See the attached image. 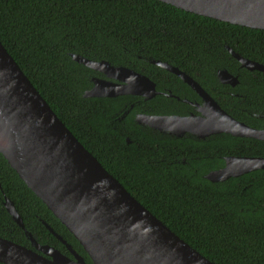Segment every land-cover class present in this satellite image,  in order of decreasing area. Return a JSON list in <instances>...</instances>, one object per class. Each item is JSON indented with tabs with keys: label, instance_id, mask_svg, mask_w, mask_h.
Instances as JSON below:
<instances>
[{
	"label": "trees",
	"instance_id": "16d2710c",
	"mask_svg": "<svg viewBox=\"0 0 264 264\" xmlns=\"http://www.w3.org/2000/svg\"><path fill=\"white\" fill-rule=\"evenodd\" d=\"M0 41L74 136L177 236L214 264H264V170L217 183L203 177L223 168L225 156L264 158V141L214 135L209 143L195 144L196 159L185 166L147 165L143 130L131 115L119 120L126 111L122 108L140 98L85 97L101 73L72 57L106 61L143 75L145 63L170 79L174 94H181L180 88L190 91L178 76L150 62L161 61L192 76L216 100L218 90L235 93L243 88L246 102L264 110V71L242 68L229 51L264 66V31L158 0H0ZM220 70L239 76L241 85L220 83ZM157 98L161 107L164 102L165 107L174 106L163 96ZM219 104L227 110L223 99ZM233 107L242 113L239 105ZM173 142H163L164 154L175 156ZM178 143L187 154L191 142ZM6 198L37 242L70 256L46 222L91 262L74 235L0 153V237L32 248L25 230L7 211Z\"/></svg>",
	"mask_w": 264,
	"mask_h": 264
},
{
	"label": "water",
	"instance_id": "95a60500",
	"mask_svg": "<svg viewBox=\"0 0 264 264\" xmlns=\"http://www.w3.org/2000/svg\"><path fill=\"white\" fill-rule=\"evenodd\" d=\"M186 12L236 26L264 31V0H158ZM230 53L242 68L264 71L262 64ZM73 59L107 79L93 78L87 98L144 97L143 74L106 61L95 62L79 55ZM179 76L205 101L206 117H154L160 130L180 138L190 134L206 138L219 134L264 141L258 130L236 121L190 76L164 62H154ZM222 84L235 86L238 78L227 70L218 71ZM120 82V83H118ZM153 96L148 95V98ZM0 153L27 186L79 241L91 264H214L146 209L98 159L74 136L25 75L0 41ZM226 167L211 172V182L264 170V158H227ZM4 205L13 220L25 230L35 250L0 237L3 264H89L72 246L43 222L74 255L40 245L25 229L14 203Z\"/></svg>",
	"mask_w": 264,
	"mask_h": 264
},
{
	"label": "flooded vegetation",
	"instance_id": "af4514ba",
	"mask_svg": "<svg viewBox=\"0 0 264 264\" xmlns=\"http://www.w3.org/2000/svg\"><path fill=\"white\" fill-rule=\"evenodd\" d=\"M150 62L152 64L158 66L157 64L154 63L155 61L150 60ZM251 72H253V71H251ZM188 76H190V75H188ZM254 76L256 77V75H254ZM144 77L149 78L154 83L155 90L157 93L154 94L153 90L150 89L148 87V85L146 84L144 86V88H145L144 89V97L135 96V95H124V96H135V97H139L140 99H137V100L135 99L133 102H130L129 105H126L124 108H122L123 109L122 111H124V110H126V111L124 112V115L121 118H119V120L124 118V116L128 117L129 115H131L135 121V124L140 126L141 129L143 130V132H144V152H145L144 159L146 160L145 163L147 165H152L153 167L175 166V169H178L181 166H185V165L189 164V162L187 160H189L191 162L193 159H196L195 147H194L196 143H201V142H208L209 143L210 141H212V136L206 137V138H197V137L192 136L190 134H185L180 138L172 137L174 135H172L171 132H169V131L166 132L164 129L160 130L159 128H155L154 126H156L157 124H155L152 119L154 117H174V116H177V117H191V116L206 117V114H204L202 111V108L204 107L205 101L203 100V98L200 96V94L195 89H193L191 86H189L179 76L178 77L182 80V82L190 88V91L187 90L186 88H180L178 90V92H180L181 94H174L172 89L169 88V86L172 85L170 82V79L169 80L166 79V76L163 75L159 71L149 70L145 63H144ZM190 77L192 79H194L192 76H190ZM236 77L238 78V83L235 86H232L230 84H223V85L230 86L231 88H236V87L240 86L241 85L240 77L239 76H236ZM96 78L107 79L104 74H101L100 77H96ZM217 78H218V76H217ZM118 83H120V82H118ZM160 89H162V90H160ZM246 92L247 91L243 88L241 90H239V92H235V93L231 90H228V91L218 90L217 91L216 95H217L218 100L220 101L221 99H223L225 108L227 110H229L230 113L227 110H225L219 104V101L216 100L212 96V94H210L209 92H207V93L220 105V107L225 112H227L236 121L241 122L250 128L263 130L264 129V110H260L257 107H254L252 104H248L246 102V99H245ZM148 95H151L153 97L148 98ZM159 96H163V97L167 98V100H170V101L166 102V103H169V104L174 105V106L173 107H165V105H164L165 102L162 104L164 107L159 106L162 103V101L157 98ZM236 97L238 99L234 100V98H236ZM174 101L179 102V103H175ZM234 104H237L240 106V110L242 113H236L234 107H237V106L235 105L233 107ZM231 113H233L236 116H239L240 118L246 119L247 122L240 120L238 118H235V116H233ZM247 123H251V124H247ZM239 138L245 139L242 137H239ZM172 141H176V142H173V143H176V145L175 146L172 145L170 147V148H173L175 156L172 153L169 155L168 153L164 154L162 152L163 142H172ZM179 141H181V142L190 141L191 142V146L188 148L187 154H186L185 147L183 145L179 144L178 143ZM127 143L130 144V143H132V141L130 139H127ZM148 150L153 152V153H148L147 152ZM180 153L184 154L183 157H181V158L179 157ZM230 157L233 158V157H238V156H225L224 157L225 166L223 168L226 167V164H227L226 160H227V158H230ZM223 168H220V169H223ZM220 169L212 170L208 174L204 175L203 177L205 179H207V176L211 172L218 171ZM197 172H198V170L194 169V173H197ZM253 172H255V171H253ZM250 173H252V172H250ZM250 173H247V174H250ZM247 174H245V175H247ZM242 176H244V175H242ZM239 177H241V176H239ZM232 178H238V177H232ZM25 234H26V232H25ZM28 239H29V237H28ZM29 241H30L32 248H30V247H27V248L35 250V248L32 246V241L30 239H29ZM59 241L66 248V250L68 251L70 256H68L67 254H64L59 249H56V250L60 251L65 256L74 260V255L71 253V251L67 248V246L61 240H59ZM64 241H66V240H64ZM40 245H42V244H40ZM47 246H49V245H47ZM24 247H26V246H24ZM52 248H54V247H52ZM72 248H73V246H72ZM74 251L76 253H78L80 256H82L76 249H74ZM88 263L91 264V262H88Z\"/></svg>",
	"mask_w": 264,
	"mask_h": 264
},
{
	"label": "bare ground",
	"instance_id": "6f19581e",
	"mask_svg": "<svg viewBox=\"0 0 264 264\" xmlns=\"http://www.w3.org/2000/svg\"><path fill=\"white\" fill-rule=\"evenodd\" d=\"M153 122V121H152Z\"/></svg>",
	"mask_w": 264,
	"mask_h": 264
}]
</instances>
